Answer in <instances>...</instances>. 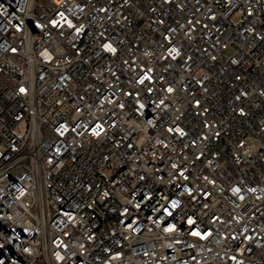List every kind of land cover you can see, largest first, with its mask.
<instances>
[{
	"label": "built area",
	"instance_id": "obj_1",
	"mask_svg": "<svg viewBox=\"0 0 264 264\" xmlns=\"http://www.w3.org/2000/svg\"><path fill=\"white\" fill-rule=\"evenodd\" d=\"M0 264H264V0H0Z\"/></svg>",
	"mask_w": 264,
	"mask_h": 264
},
{
	"label": "rangeland",
	"instance_id": "obj_2",
	"mask_svg": "<svg viewBox=\"0 0 264 264\" xmlns=\"http://www.w3.org/2000/svg\"><path fill=\"white\" fill-rule=\"evenodd\" d=\"M26 129V122L24 120L20 121L16 126H15V132L17 134H22Z\"/></svg>",
	"mask_w": 264,
	"mask_h": 264
}]
</instances>
